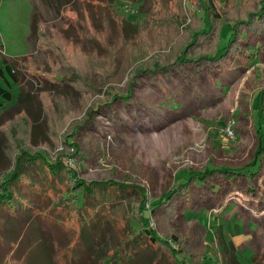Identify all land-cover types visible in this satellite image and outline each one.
Listing matches in <instances>:
<instances>
[{
    "label": "trees",
    "instance_id": "obj_1",
    "mask_svg": "<svg viewBox=\"0 0 264 264\" xmlns=\"http://www.w3.org/2000/svg\"><path fill=\"white\" fill-rule=\"evenodd\" d=\"M140 1L136 20L113 10L123 34L119 41L111 43L107 37L101 38V56L70 55L58 65V74L57 68L53 69L58 82L48 78L49 84L45 83L41 91L71 86L82 96L98 95L93 100L95 107L128 103L133 87L141 84V77H156L159 73L168 77L174 70H181L192 78L186 71L190 68L196 75L226 71L240 55V42L251 44L252 39L264 38V0ZM37 14L35 5L32 34H39ZM226 25L232 28V37L221 45V32ZM259 48L254 54L262 53ZM124 59L132 68L126 82L128 94L117 83ZM14 60L5 58V66L14 83H19L20 70ZM1 74L12 86L4 69ZM256 94L264 111V87ZM0 95L6 101L13 99L12 91L2 84ZM32 98L22 88L17 103L1 111L0 127L7 122L9 113L25 115V106ZM3 106L0 99V107ZM250 110L259 141L246 165L239 168L213 164L203 170L191 169L186 178L177 180L151 201L142 185L114 178L87 181L80 177L76 166L70 165L68 159H77L81 151L75 135L90 122L73 120L65 131H58L55 126L46 138L53 149L34 142L19 145L13 167L0 179V264H22L36 237L46 245L50 264H207L214 260V248L219 264H241L235 244L225 239L221 228L216 231L212 247H197L193 227L180 232L175 224L186 211L208 205L220 211L234 203L231 216L239 211H253L255 197L264 196V120L261 109L259 121L255 109ZM91 111L89 115L94 117ZM134 189L142 199L131 206L122 232L113 210ZM261 209L263 213L264 205ZM152 216L156 217V226L151 225ZM35 221L38 232L34 230ZM111 233L115 236L113 244ZM253 261L264 264V253L255 255Z\"/></svg>",
    "mask_w": 264,
    "mask_h": 264
},
{
    "label": "rangeland",
    "instance_id": "obj_2",
    "mask_svg": "<svg viewBox=\"0 0 264 264\" xmlns=\"http://www.w3.org/2000/svg\"><path fill=\"white\" fill-rule=\"evenodd\" d=\"M141 3L140 0H0V47L4 51L0 56V84L13 94L12 101L0 95L4 102L0 113L17 103L22 88L33 95L25 106V115L9 113L7 122L0 127V179L13 167L19 145L34 142L53 149L54 145H49L46 139L51 130L57 126L58 131H65L73 120L90 122V126L86 122L75 135L80 155L68 159L70 165L78 168L80 177L87 181L114 178L135 182L145 187L148 201L162 196L177 180L186 178L191 169L203 170L213 164L240 168L253 157L259 139L250 108L255 109L258 121L261 109L264 120L262 101L256 94L264 87V38L252 39L251 44L240 42L238 47L242 50L237 49L240 55L226 71L196 75L189 66L186 71L192 78L181 70H174L168 77L160 73L156 77H141V84L133 87L128 103L119 101L95 107L92 104L98 95L82 96L71 86L41 91L45 83L49 84L48 78L58 82L53 69L57 68L58 74V65L70 55L101 56L104 52L101 38L107 37L111 43L119 41L123 34L113 10L136 20ZM35 5L39 34L31 33ZM231 37L232 28L226 25L221 32V45L229 43ZM258 46L262 53L254 54ZM5 58L15 59L20 70L19 83H14ZM129 66L124 59L117 74L118 86L125 94L132 69ZM90 111L94 117L89 115ZM230 123L235 131L233 138L226 133ZM141 199L138 190H130L123 203L114 208L122 232L131 206ZM263 205L264 196L255 197L253 211L233 216L229 213L234 203L220 211L208 205L201 210L186 211L175 226L180 232L193 227L197 247H212L216 231L221 228L225 239L235 244L241 264H254V256L264 253ZM155 222L156 217L152 216L151 225L156 226ZM133 223L140 227L138 222ZM37 224L35 221L33 225ZM34 230L38 232L37 227ZM110 238L113 244V233ZM42 242L38 237L32 241L22 264L51 263ZM214 249L211 250L214 260L207 264H219Z\"/></svg>",
    "mask_w": 264,
    "mask_h": 264
},
{
    "label": "built area",
    "instance_id": "obj_3",
    "mask_svg": "<svg viewBox=\"0 0 264 264\" xmlns=\"http://www.w3.org/2000/svg\"><path fill=\"white\" fill-rule=\"evenodd\" d=\"M226 133L228 136H230L231 138L235 137V131L233 129V124L230 123L227 128H226Z\"/></svg>",
    "mask_w": 264,
    "mask_h": 264
},
{
    "label": "crops",
    "instance_id": "obj_4",
    "mask_svg": "<svg viewBox=\"0 0 264 264\" xmlns=\"http://www.w3.org/2000/svg\"><path fill=\"white\" fill-rule=\"evenodd\" d=\"M33 12V11H32ZM239 213H241L240 211H239Z\"/></svg>",
    "mask_w": 264,
    "mask_h": 264
}]
</instances>
